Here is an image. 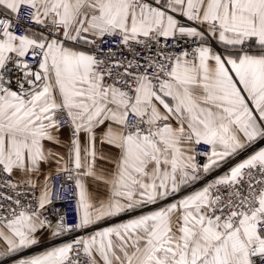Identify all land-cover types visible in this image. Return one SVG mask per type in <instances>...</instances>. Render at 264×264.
Here are the masks:
<instances>
[{"label": "snow or ice", "instance_id": "obj_1", "mask_svg": "<svg viewBox=\"0 0 264 264\" xmlns=\"http://www.w3.org/2000/svg\"><path fill=\"white\" fill-rule=\"evenodd\" d=\"M0 264H264V0H0Z\"/></svg>", "mask_w": 264, "mask_h": 264}]
</instances>
